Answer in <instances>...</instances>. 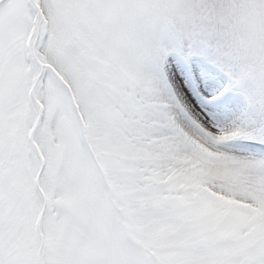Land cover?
<instances>
[{
  "label": "snow or ice",
  "instance_id": "1",
  "mask_svg": "<svg viewBox=\"0 0 264 264\" xmlns=\"http://www.w3.org/2000/svg\"><path fill=\"white\" fill-rule=\"evenodd\" d=\"M0 264H264V0H0Z\"/></svg>",
  "mask_w": 264,
  "mask_h": 264
}]
</instances>
